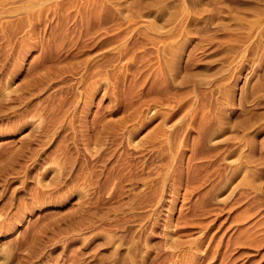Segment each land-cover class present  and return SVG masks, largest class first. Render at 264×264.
<instances>
[{"label": "rangeland", "instance_id": "obj_1", "mask_svg": "<svg viewBox=\"0 0 264 264\" xmlns=\"http://www.w3.org/2000/svg\"><path fill=\"white\" fill-rule=\"evenodd\" d=\"M0 264H264V0H0Z\"/></svg>", "mask_w": 264, "mask_h": 264}]
</instances>
